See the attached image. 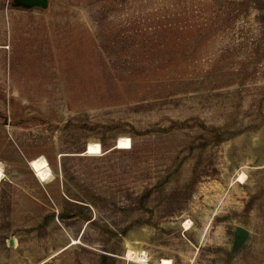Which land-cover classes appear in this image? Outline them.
<instances>
[{"label":"rangeland","instance_id":"1","mask_svg":"<svg viewBox=\"0 0 264 264\" xmlns=\"http://www.w3.org/2000/svg\"><path fill=\"white\" fill-rule=\"evenodd\" d=\"M229 1L0 0V264H264V33Z\"/></svg>","mask_w":264,"mask_h":264},{"label":"trees","instance_id":"2","mask_svg":"<svg viewBox=\"0 0 264 264\" xmlns=\"http://www.w3.org/2000/svg\"><path fill=\"white\" fill-rule=\"evenodd\" d=\"M232 5H233V9L236 13H230L231 18H235L237 14H240V7H243L246 4H254V8L255 11H257L256 14V20L260 25V30L264 33V0H233V1H229ZM101 148L103 150V152L108 151L109 152H114L117 151L118 148H116V145H112V146H106L104 144L101 143ZM85 150L86 149H82L81 153L84 155L85 154ZM86 157H89L90 155L85 154ZM64 169V168H63ZM64 172V171H63ZM197 183V179L194 178L192 180L191 183H188L186 185H184L181 188H178L177 190L171 192L168 194V198L166 199V202L164 203L162 209L159 211L161 212V216L163 217H176L178 215H180L181 213H183L184 208L188 202V200L191 198L192 192L195 188V185ZM125 198H127L129 201L131 200V197L134 195L136 197V200H142L143 199V194L141 195H135L134 193H129L127 190L124 193ZM132 195V196H131ZM137 200V201H138ZM81 205V204H78ZM84 206V205H81ZM95 208H98L95 206ZM96 218H89L86 220V226L82 232V235L85 232L86 227L93 223L95 221ZM128 227H124L122 226L121 228H115L114 230V236H118V235H125L127 232ZM81 235V237H82ZM82 251H86L87 249L84 246H80ZM110 253V252H109Z\"/></svg>","mask_w":264,"mask_h":264},{"label":"bare ground","instance_id":"3","mask_svg":"<svg viewBox=\"0 0 264 264\" xmlns=\"http://www.w3.org/2000/svg\"><path fill=\"white\" fill-rule=\"evenodd\" d=\"M130 145H131V141L129 138H127V137L126 138H120L118 140V145L116 146V148H126V147H129ZM98 152L99 153L101 152L100 144L99 143H89L87 146V152L85 154L89 155V154H94V153H98ZM35 173H36L37 177L43 178L44 175H47L49 173V168L48 167L41 168V169L37 170ZM239 177L241 180H243L245 178V174L242 173ZM127 256L129 258L136 260V261H139V262H145L147 259L144 252L135 251L133 249L128 250L126 257ZM160 264H170V261L167 259H162L160 261Z\"/></svg>","mask_w":264,"mask_h":264},{"label":"water","instance_id":"4","mask_svg":"<svg viewBox=\"0 0 264 264\" xmlns=\"http://www.w3.org/2000/svg\"><path fill=\"white\" fill-rule=\"evenodd\" d=\"M35 1H37L42 7H45L47 5V0H35ZM116 146H117V144H116ZM86 152H87V149L85 150V153ZM29 165H31V164L29 163ZM236 234L238 236V239H242L246 235V231L243 228L238 227L236 229Z\"/></svg>","mask_w":264,"mask_h":264}]
</instances>
